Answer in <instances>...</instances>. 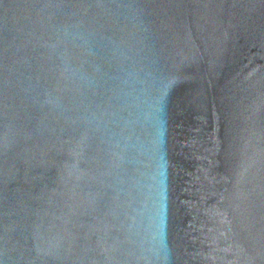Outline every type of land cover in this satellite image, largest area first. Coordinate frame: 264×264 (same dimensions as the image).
Segmentation results:
<instances>
[{"label":"water","instance_id":"95a60500","mask_svg":"<svg viewBox=\"0 0 264 264\" xmlns=\"http://www.w3.org/2000/svg\"><path fill=\"white\" fill-rule=\"evenodd\" d=\"M0 264H264V0H0Z\"/></svg>","mask_w":264,"mask_h":264}]
</instances>
